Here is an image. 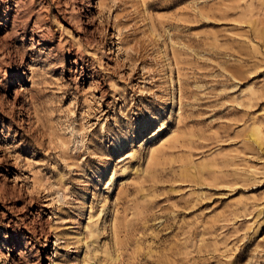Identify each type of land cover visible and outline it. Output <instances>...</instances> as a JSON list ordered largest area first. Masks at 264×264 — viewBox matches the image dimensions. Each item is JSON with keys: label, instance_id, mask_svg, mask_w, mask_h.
<instances>
[{"label": "rangeland", "instance_id": "obj_1", "mask_svg": "<svg viewBox=\"0 0 264 264\" xmlns=\"http://www.w3.org/2000/svg\"><path fill=\"white\" fill-rule=\"evenodd\" d=\"M0 264H264V0H0Z\"/></svg>", "mask_w": 264, "mask_h": 264}]
</instances>
